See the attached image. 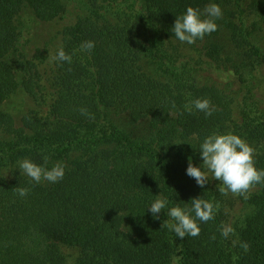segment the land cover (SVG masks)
Returning <instances> with one entry per match:
<instances>
[{
  "label": "trees",
  "instance_id": "1",
  "mask_svg": "<svg viewBox=\"0 0 264 264\" xmlns=\"http://www.w3.org/2000/svg\"><path fill=\"white\" fill-rule=\"evenodd\" d=\"M79 2L67 19L64 0H0V264H67L62 244L79 250L73 264H264V186L236 196L226 214L219 181L209 174L201 188L185 174L212 132L251 142L255 166L264 169L256 83L264 79V0ZM209 2L231 20L221 16L217 30L192 45L176 40L175 17ZM25 8L60 26L30 57L20 49L17 22ZM86 41L91 51L82 49ZM59 47L70 62L51 60ZM190 47L217 65L249 69L242 81L252 103L244 111L248 128L235 118L231 97L182 59ZM18 89L35 107L17 121L1 105ZM196 98L210 101L211 115L185 110ZM25 158L48 168L62 163L63 179L32 182L17 167ZM18 187L28 195L19 197ZM157 195L169 206L200 195L213 203V219L198 222V236L176 237L164 226L167 209L158 218L145 209ZM226 226L233 229L227 238Z\"/></svg>",
  "mask_w": 264,
  "mask_h": 264
},
{
  "label": "clouds",
  "instance_id": "2",
  "mask_svg": "<svg viewBox=\"0 0 264 264\" xmlns=\"http://www.w3.org/2000/svg\"><path fill=\"white\" fill-rule=\"evenodd\" d=\"M222 16V10L219 4L215 2L207 3L203 9L193 6H187L186 9L175 17L171 25L172 36L181 43L188 45L194 44L198 39H203L206 34L217 30L216 21ZM94 47L92 41H86L82 44V49L91 51ZM52 61H69L71 57L65 53L62 47H59ZM204 112L205 115H211L214 110L210 106V101L206 98H196L185 105L186 111ZM86 110L81 109L84 113ZM200 162L194 165L189 160L185 174L195 180V183L204 188L209 181V174L212 179L220 182L219 191L225 195L232 193L247 199L250 189L256 185L264 186V169H259L254 162V149L245 139L232 132H212L199 141L197 149ZM17 167L32 182L39 184L41 182L56 183L63 179L65 168L62 163H54L50 168L37 164L31 159L25 158L17 161ZM16 194L23 198L28 195L29 189L18 187ZM153 218H158L161 210L166 211L169 222L164 226L172 231L176 237L185 238L186 236H198L200 233L199 223L207 222L213 219L214 205L206 201L201 196L192 197L190 204L183 206L175 204L169 206L168 199L162 195H157L145 207ZM144 209V210H145ZM233 231L230 226L222 229L221 234L227 238ZM241 247L247 250V244L242 243Z\"/></svg>",
  "mask_w": 264,
  "mask_h": 264
},
{
  "label": "rangeland",
  "instance_id": "3",
  "mask_svg": "<svg viewBox=\"0 0 264 264\" xmlns=\"http://www.w3.org/2000/svg\"><path fill=\"white\" fill-rule=\"evenodd\" d=\"M64 2L67 9L65 17L67 19H71L74 14L80 11L78 7H81V4L79 0H64ZM222 17L224 20L229 19L227 15ZM17 22L23 33L20 40V49H22L28 57H30L38 47L43 46L46 42L52 41L60 28L59 21L50 23L39 21L29 8H25L19 13ZM222 35L224 37V41L229 42V30H224ZM181 56L182 59L187 57L195 61L193 64L197 67L200 79L204 80L206 83L218 86L223 92L231 97L235 107V118H237V121L240 122V126H243L244 129L248 128L250 122L244 111L246 107L250 106L252 103L248 98L249 94L244 88V85L246 84H243L242 81L246 78V74H248L247 71H249V69L241 70L236 68L234 61L227 62L224 66L220 64L217 65V62L211 59L208 55H204L201 50L199 51L192 47L185 49ZM256 83L262 93L259 105L261 106V111L264 112V79L259 78L256 80ZM252 85L255 87V84ZM34 107V101L22 89H18V91H16L1 105V108L13 114L17 121L24 112ZM247 133L248 132L244 130V134ZM247 142L253 147L251 142ZM236 196L237 195H233L232 193L222 195L224 206L225 208H228L226 210V214L230 209V202L234 200ZM60 247L62 253L65 255L66 263L73 264L79 256V250L76 247L66 244H62Z\"/></svg>",
  "mask_w": 264,
  "mask_h": 264
}]
</instances>
